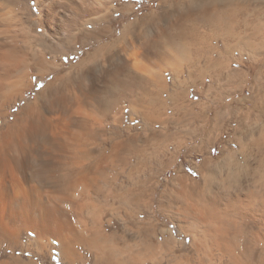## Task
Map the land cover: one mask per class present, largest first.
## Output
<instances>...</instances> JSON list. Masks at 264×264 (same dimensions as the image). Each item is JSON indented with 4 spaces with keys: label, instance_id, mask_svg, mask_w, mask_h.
Segmentation results:
<instances>
[{
    "label": "rangeland",
    "instance_id": "374dc122",
    "mask_svg": "<svg viewBox=\"0 0 264 264\" xmlns=\"http://www.w3.org/2000/svg\"><path fill=\"white\" fill-rule=\"evenodd\" d=\"M60 1V15L53 22L56 31L49 26L43 29L38 16L33 19L28 10L23 13L26 24L12 26V38L8 44L17 48V52L9 58L17 61L24 56L33 64L36 54L46 58L49 66L43 73L45 77L30 78L34 86L24 96L14 94L6 87L1 91L0 134L14 125L21 108L32 104L48 83H55V87L63 89L73 85L75 88V80L78 82L89 69L97 68L98 84L104 90L103 70L112 69L114 62L123 59H128L132 74L142 82H128L131 89L126 94L122 92V96L119 95V88L111 86L114 93L109 101L118 98L114 102L121 103L122 100V103L101 125L102 145L97 147L89 141L87 148L93 151L85 163L81 164L78 160L83 147H78L76 143L84 140L77 127L76 132L64 133L67 137L62 141L67 150L37 148L36 154L29 155L22 169L7 171L11 176L6 173L4 176L7 177L1 180L8 191L15 193L19 199L23 200L26 194L34 191L35 194L30 193L33 200L58 211L63 223H68L69 228L64 230L63 235L74 239L76 258L68 260L63 257L62 243L54 236L39 238L36 231L23 221L14 223L7 219V231H0V264H106L100 261L101 255H96L97 251L89 248L90 241L97 236L102 238L97 250L102 249L105 257L115 254L116 264L123 259L121 251L127 246L138 253L141 251L138 264H201L190 245V235L183 230L180 233L177 231L180 217L191 213L190 201L182 203L175 196H182L181 180L187 181V184L199 182L204 173V162L217 161L223 151H237L242 143L248 153L250 148L252 152L264 150V0ZM69 1L91 13L80 17L86 20L84 24H95L96 18H99L97 28L92 29L93 26L87 23L89 26L77 28L78 32L69 30L71 26L64 17L65 13L74 14ZM64 3L66 6L62 5ZM87 29L91 37L86 38ZM164 33L170 36L166 37ZM173 37L174 40L176 37V42L171 44L172 40L167 38ZM68 39L73 40L66 44ZM148 45L155 47L148 52ZM111 56L112 59H107ZM3 63L0 61L1 68L5 67ZM7 63L4 64L8 69L10 63ZM31 72L38 74L36 68ZM20 73L23 75V71ZM22 75L15 74L9 82L14 78L20 79L18 76ZM127 76L124 77L128 80ZM69 79H74V84ZM90 82V78L85 81L87 85ZM162 85L165 88H160ZM118 96L122 99L119 100ZM78 116L77 120L83 124L85 118ZM88 127L91 128V124ZM93 127L97 129L98 125ZM120 149L122 153L119 154ZM101 155L107 160L108 170L104 174L107 175L104 177L106 181L97 186L88 168ZM254 157L251 156L249 161L256 166L257 157ZM81 165L88 169L84 174ZM234 167L237 172V167ZM70 168L75 170V175L65 184L62 178L69 174ZM233 169L220 170L222 174L219 171L214 177L221 180L222 175L228 177L231 173V178L235 173ZM54 175L60 177L58 181L51 178ZM86 180L95 186L87 185ZM140 182L147 186L140 185ZM96 186L103 190L97 197L94 193ZM132 190L144 193L140 200L137 198L135 201L141 204L138 207L130 205L133 195L129 191ZM33 202L29 203L30 208ZM142 228L152 229V233L155 231L152 236H159L160 239L150 237L144 241L143 235L138 234ZM172 234L177 238L173 252L164 246L160 248L162 251L151 247L159 243L164 245ZM148 254L153 255L148 257Z\"/></svg>",
    "mask_w": 264,
    "mask_h": 264
},
{
    "label": "bare ground",
    "instance_id": "6f19581e",
    "mask_svg": "<svg viewBox=\"0 0 264 264\" xmlns=\"http://www.w3.org/2000/svg\"><path fill=\"white\" fill-rule=\"evenodd\" d=\"M65 3L62 5L66 6ZM70 4L71 5L69 4L68 5L70 6V9H72L74 14L73 15H70L68 13L64 14L65 15L64 17H67L66 21L69 24L68 26L72 27V28L70 27L69 30L78 32L76 30L77 28L78 29L79 27L84 28L85 26H89V25L93 26L92 29H95V27L97 28L96 24L99 22L100 20L99 18L98 19L96 18L97 22L95 24L94 23L89 24V22H87L89 25H87V23L84 24V22L86 21L85 19H83L84 16H88L89 14H91L89 13V10H86L85 8L80 7L78 4H75L73 2H70ZM60 8H62L60 0H0V61L2 63L3 62L4 63L8 62L7 64L10 63V65H8L9 66L8 69L5 68L7 66L4 63H3V65H5V67L3 66L4 68H1L2 65L0 66V96H1V91L5 87L7 89L9 88L11 91L13 90L12 93L16 95L21 93L24 96L25 92L34 86L33 83L30 81V78L32 79L33 76H38L42 78V76H44L43 73H45V71L48 70V66H49L48 65L49 61L47 62L46 58L45 59L43 57L41 58L40 56H37L36 54H35L36 58L32 60L33 64H30V61L28 60V58L24 56H21L19 59H17V61L16 60L13 61L11 60V58H9L11 54L15 55L17 52V48L15 47L12 48L10 47L11 45L9 46L8 44V41H10L12 38L11 37V34L13 32L12 26L15 25L16 23L26 24L24 21L23 13H25L24 11L28 10V12H30V15L33 19H35V17L38 16V19L42 23L41 25H43L44 27V28L42 27L43 29L49 26L48 28L51 27L53 31H56L55 27H53L54 26L53 22L60 15ZM64 8L65 7H63V9ZM78 12H81L80 13L81 15L79 14L78 16H76ZM80 17H83V18H80ZM26 18L27 17H25V19ZM88 20L89 19H87V21ZM83 31H82V34H83ZM88 31L86 33L87 35L85 34L86 38L89 36L91 37L90 31L89 32ZM166 33L164 34L166 35ZM180 34L178 35L179 38H180ZM169 36L170 35L168 36L166 35V37H169ZM176 37H175V40H176ZM61 38L62 37H60V39ZM68 38H70V36ZM170 38H167V39H169L170 41L172 40L171 44L172 42H176L174 40V37L172 39ZM180 39L182 40L183 37H181ZM72 40H69L68 42H65V43L66 44L70 43V41ZM154 47L155 46L148 45L146 46V51L150 49L152 50V48L154 49ZM6 51H8L9 53H6ZM112 57L113 56L108 57L107 59L110 60L112 59ZM8 59H10L11 62H9ZM123 60H119V62H116V63L114 62V67L112 69L108 70L106 68V70H103L104 73L102 74L103 75L102 80L104 81L105 86H106L104 90L101 89L98 84V81L100 79L97 74V68L89 69V71L86 74H84V76L80 78L78 82L75 80L74 81V83H76L75 88L73 85L69 87L65 86L68 89L67 88L63 89V88L55 87V83H52V82L48 83L44 87V89L41 92H39L38 96L36 97L35 101L32 104H27L26 106L21 108V112L16 118L14 125L9 126L4 133L0 134V231H3V232L7 231L9 227L8 223L6 222L7 219H10V221L14 223L21 220L27 226L32 227L36 231L35 234H37V237L40 238L41 236H46V237L54 236L56 240L59 239L62 243L61 244L62 248L61 247L60 248H61L63 257H65L68 260H74V258H76L77 253L74 249V239L71 237L69 238L68 237L69 235L67 237L63 235L64 230L65 229L68 230L69 228L68 223L67 224L63 223L61 217H59L58 211L54 208H49L48 206L44 205L43 202L41 203L39 201L33 200L34 198L33 199L31 198L30 193L31 195H33L35 194L34 191L32 192L30 191V193L28 194H26L27 193L26 192L25 193L26 195L24 196L25 198L21 200V197H20L19 199L18 198L19 196H17L15 193H10L8 191L7 187L1 182V180L3 179V177H7V175L11 176V174H9L7 171L16 172L20 170L19 168L22 169L23 165L25 166V162L29 158V155L36 154V151H38L37 148L40 150L50 149L53 151H56L58 149L62 150L64 148L65 150H67L68 149L67 145H65L62 141V139L64 140V137L66 136L64 133L66 131L69 133H72L77 127L79 129L81 127L83 128L81 130L82 132L78 131L79 129L77 128L78 129L77 132L81 134V138L82 140H84V142L77 140L78 142L76 143L78 144L77 145L78 147L79 146L83 147V149H80V154H78V156H80L78 157V160L80 161L81 164L85 163L87 158L90 156V153L93 151L87 148L89 146V141L93 142V145L96 144L97 147L102 145L101 143L102 137L100 135V131L102 129L101 125L103 121H105L106 117L109 116V114H112V112L117 107L119 108L120 107L119 104L122 103V100H120L121 97L119 96L118 97L121 103L114 102L116 101V99H118L114 97L113 98L115 100L113 98L111 99V100H114L113 102L109 101V98H111L112 94L114 93L111 90V86L119 88L121 90V94L119 93V95L122 96L123 94L122 92L126 94V92L129 89H131L129 88L131 85L128 84V82L136 83L138 80H140V79L136 80L138 77H136L134 73L132 74V69L129 68L128 66V59L127 61L125 60L123 61ZM116 61H118V59ZM110 64L113 65V63H110ZM33 68L37 69L38 74H31L32 73L31 71ZM53 69H50V70H53ZM128 70H130L131 72H128ZM22 71H23V75L22 73H20ZM15 74H19V75L21 74L22 76H18L20 77V79L18 80H15L14 78L13 80H15V82L13 80H11L12 82H9V80ZM127 74H128L127 76L128 80L126 77H124ZM89 78H90L91 84L87 85L86 84L87 82L85 83V81ZM72 80L70 81L72 82ZM139 82L141 83L142 80L138 81L137 83ZM139 84H137V86ZM107 86H110V88ZM125 86H127L126 89H125ZM71 87H73L72 90H71ZM160 88L163 89L165 87L162 85V87L160 86ZM119 89H118V92H120ZM116 91L115 93H117ZM124 98L125 96L123 97V99ZM78 115H80L82 119L83 117L85 118L82 120L84 122L83 124L81 123V120H77L79 119L77 118ZM90 124L92 126L91 128L88 127ZM96 124L98 125L97 129L93 127ZM131 139L133 140V138ZM257 141L258 140H256L255 143L258 145L259 143ZM249 143H252V142H249ZM242 145L243 143L239 146V149L237 151H234L231 149H227L223 152L221 151L222 152L221 156L215 162L206 160L203 165L205 169H204V173L202 172L201 180L199 182H192L189 184L186 183L187 181L185 182L184 180H181L182 188L180 189L182 191L180 192L182 193L183 197L175 196V198L177 197L176 200H178L179 202L183 203V202L190 201V205H191L190 207H191L192 214L190 213V215H184V214L182 215L178 213L179 216L180 215L182 216L180 217V221H178L181 224H179L177 231H179L180 233L183 230V232L186 233V235L187 234L190 235L189 236L191 238L190 245L192 248H194L195 255L201 264H209V262L210 263L216 262L217 264H264V150H260L259 152V150L257 149L258 146L256 145L257 146L256 150H258V152H252L250 151L251 150L250 148L249 153H248L244 148L245 146L243 147ZM259 149H262V148H259ZM120 152H121V149L119 150L118 153L120 154ZM115 154H114L115 156L119 157V154L117 153ZM251 156L257 157L258 164L256 166L252 165L251 162L249 161V158ZM66 158H68V156ZM106 165H107V160L103 155H101L95 160V163L92 166H89L88 168V169H91L92 181L95 184L98 183L97 186H99V184L101 182H104V180L106 179L104 178L105 176H107L104 174L107 173V170H108L106 169L107 168ZM233 166L237 167V172L234 171L236 169H233ZM80 167H81L80 169L82 170V173L83 172L85 173L88 170L86 169L85 165H81ZM227 168H232L233 171L235 172L233 173L234 174V176H232L233 178L232 177L230 178L231 173L230 175H228V177H225V175H222L220 178L221 180H217L216 179L217 177L216 178L214 177L216 174H218L220 170H224ZM70 169L71 170H69V174L65 173L66 174L65 178L61 177L63 179L61 180L64 181L65 184L70 181L71 176L74 177L75 175V170L72 168ZM136 169H138V167ZM222 172L223 171H220L221 174ZM6 173L8 174L4 176ZM51 178L58 181L60 177L54 175V176H51ZM86 181L88 185V183H90L89 182L90 180L89 181L86 180ZM89 185L92 187L95 186L94 184H91V183ZM140 185L145 186L146 184L143 182H140ZM85 189H86V186H85ZM101 191L103 190H101L99 187L94 190L96 197L97 195L101 193ZM45 192H46V189H45ZM129 193L131 194V196L133 195V199L131 200L132 202L130 205H134L135 207H138L139 205H141V204H138L137 202L135 203V201H137V198L138 200H140L141 197L144 196V193L142 194L136 193L135 190L134 192L133 190L129 191ZM165 195H162V196H165ZM167 198L169 197L167 196ZM30 202H33V207L31 208L29 207ZM129 202L130 201H128V203ZM151 231L152 229L142 228V230L139 231L138 234L141 233L143 235L142 237L143 240L146 241L150 237L155 238V235L152 236L155 231L153 233ZM78 236L80 237L79 234ZM10 237H15V236L10 235ZM155 239L159 240L160 237L156 236ZM176 240L177 238H175L174 235L172 234L170 239H167L166 241H164L165 242L164 245L159 243L158 245H152L151 247H153L154 249L156 248L160 249L162 248L161 246H164V248L169 249V251L171 250V252H173L172 250L175 249L173 248V245H175L174 243H176ZM85 242L88 243V241H85ZM101 242H102L101 236L100 238H98V236L94 237L90 241L89 248L92 251H95V252L97 251L98 253L96 255L98 256L101 255L100 261L105 262L106 264H116L115 254H110L111 256L105 257L104 252H102V249H100L101 251H99V248L97 250L96 247L98 244L100 245ZM40 244L42 245V242H40ZM170 244H172V247H170L171 246ZM160 250L162 251V249ZM121 252H122L121 254L123 255V259L121 260V262H119V264H138L141 258L140 257L141 251L140 253H138L135 250H132L129 246L124 247V249H122ZM148 255H149L148 257H151V255L153 254H148ZM157 261H159V259ZM175 261H176V258H175ZM186 263H188V261Z\"/></svg>",
    "mask_w": 264,
    "mask_h": 264
}]
</instances>
